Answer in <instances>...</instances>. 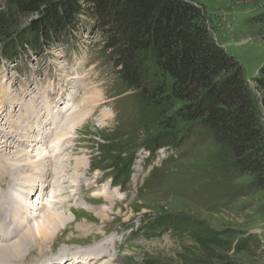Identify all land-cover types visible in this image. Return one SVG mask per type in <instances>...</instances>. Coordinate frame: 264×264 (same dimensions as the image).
I'll use <instances>...</instances> for the list:
<instances>
[{"label": "rangeland", "instance_id": "374dc122", "mask_svg": "<svg viewBox=\"0 0 264 264\" xmlns=\"http://www.w3.org/2000/svg\"><path fill=\"white\" fill-rule=\"evenodd\" d=\"M10 1L0 0L7 23L0 29V130L2 137L9 136L10 127L4 124L9 115L18 127L24 121L35 124L38 135L57 126L48 145H40L31 158L44 157L43 171L51 175L53 186L39 209L44 203L54 207L50 196H60L54 208L67 221L50 252L105 241L102 248L110 256L98 264L117 257L118 264H264V190L237 167L232 153L204 135L198 123L176 122L172 130L168 121H177L178 108H158L126 86L103 51L95 22L86 16L59 37L12 48L17 54L7 60L3 53L16 40L8 43L4 35L22 31L21 36H29L47 16L46 8L19 14ZM192 1L204 9L215 41L242 66L264 124L263 96L255 84L264 68V0ZM172 135L179 141L175 147L167 142ZM54 141L57 153L48 148ZM162 142L166 147L151 154L154 144ZM25 144L27 151L25 146L22 150L28 152L32 144ZM132 157L130 181L113 187V168L120 170ZM79 160L86 166L76 177L72 170ZM67 167L71 170L65 175ZM81 177L85 188L100 181L81 191V182L78 189L74 184ZM104 209L108 219L102 222L97 212ZM159 221L166 224L159 226ZM81 225L91 231L79 233ZM205 240L219 245L204 248L200 241Z\"/></svg>", "mask_w": 264, "mask_h": 264}, {"label": "trees", "instance_id": "16d2710c", "mask_svg": "<svg viewBox=\"0 0 264 264\" xmlns=\"http://www.w3.org/2000/svg\"><path fill=\"white\" fill-rule=\"evenodd\" d=\"M11 6L25 16L46 8L47 16L29 36H21L22 31L4 35L8 43L16 40L3 53L7 60L17 54V46L52 40L75 28L80 16L88 17L126 86L158 108H178L177 121H168L172 130L178 122L198 123L264 190V124L258 101L240 63L215 41L201 6L192 0H11ZM6 26L2 11L0 29ZM255 84L264 104V68ZM167 140L172 147L179 143L176 135ZM162 147L164 142L155 143L151 154ZM134 162L132 157L120 170L113 168L116 186L130 181ZM165 224L159 221V226ZM200 243L204 248L219 245L217 240Z\"/></svg>", "mask_w": 264, "mask_h": 264}, {"label": "bare ground", "instance_id": "6f19581e", "mask_svg": "<svg viewBox=\"0 0 264 264\" xmlns=\"http://www.w3.org/2000/svg\"><path fill=\"white\" fill-rule=\"evenodd\" d=\"M1 114L2 113H0V118ZM7 118L12 121L10 122V120L7 119L5 120L6 123L3 122L5 126L7 124V127H10V130L6 132L9 136L2 137V130H0V264H56V262L57 264H98L99 262H101L102 258L105 259L106 257L110 256H106L105 249L102 248V246H104L102 244H106L104 243L105 241L91 246L76 244V246L81 247L82 250L68 248L64 252H62L61 250H59V252L53 250L50 252L49 246L52 245L51 243L53 238L59 233L64 232L66 226L65 222L67 221L66 219H63L61 213L56 211V208L58 207L57 203L59 202L58 200L62 201L59 198L60 196H50V199L52 198L55 201V204L53 203V206H57L56 208L52 207L51 205H45L44 203V205H42V207L39 209L40 202L44 200L45 197H47L49 189L53 186L50 179L51 175L49 176L43 171L42 164L45 160L44 157L41 156V154H38L36 155V157H38L39 159H35L33 161L31 158L33 157V152H36L38 151V149H40V147H43L40 145H48L47 137L49 134L52 135L56 132L55 127L57 126L53 127V129H51L52 131H47L48 133H40L38 135L34 130L35 124L31 123L30 121H24L23 124L18 127L17 124L15 125L14 116L9 115ZM70 118L73 119L72 116H70ZM74 122H77L76 118ZM47 128V125H44L43 130L46 131ZM32 131L34 135H37L34 136L32 134ZM18 134L22 135V138H17H21L20 143L15 141L16 135ZM25 143H27L28 145L32 144L30 147L33 149L30 148L31 151L29 149L28 152H26L27 146ZM56 145L57 142L54 141L52 145L50 144L48 146V148L50 149L52 147L53 151H55L57 149ZM24 146L26 148V151H24L25 149L22 150ZM48 164L52 165L51 155L49 157ZM54 166L56 167V165ZM85 166L86 163L79 160L72 172H75V176L77 177L81 172V168ZM67 168L68 170L66 171L65 175L67 174V172H69V170H71L69 169V167ZM48 172L51 171H47V173ZM81 178L74 180V184L75 188L78 189L77 184L78 181H80V188L81 191H83L85 188L84 178ZM87 178L88 177H86L85 179ZM53 180L55 184L60 182L57 180V178H53ZM99 181L100 179L95 180L94 184L88 185L85 189L92 190L93 186L99 183ZM55 188L57 187L55 186ZM35 191H37L38 193H36ZM37 194L39 195L38 199L40 200H37L38 202L36 203L34 202V198H36ZM28 198H31L29 202ZM66 198L68 197L66 196ZM105 200L107 202L113 201L111 197H106ZM65 204L67 205V202ZM97 214L102 219V222H105L108 219L107 209H104L101 213L97 212ZM39 219L42 222L39 221ZM78 231L79 233H88V231L91 230L90 228H85L83 225H81L78 228ZM68 241H65L66 245H68ZM110 242L113 241L110 240ZM115 244L116 243H114V245ZM117 258L115 260L104 262L102 264H118L121 258Z\"/></svg>", "mask_w": 264, "mask_h": 264}]
</instances>
